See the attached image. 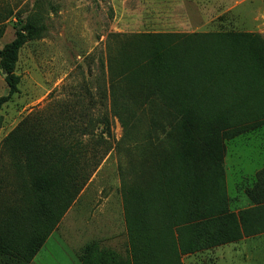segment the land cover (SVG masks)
Here are the masks:
<instances>
[{
  "label": "trees",
  "instance_id": "16d2710c",
  "mask_svg": "<svg viewBox=\"0 0 264 264\" xmlns=\"http://www.w3.org/2000/svg\"><path fill=\"white\" fill-rule=\"evenodd\" d=\"M42 31L27 18L0 50L8 87L0 108L17 92L19 50ZM110 39L107 80L97 93L102 131L90 151L74 137L83 110L63 132L52 117L30 114L3 141L18 204L0 205L3 264H29L80 196L110 151L109 115L122 129L114 149L124 157L119 177L129 259L91 242L79 264H180L181 256L264 232L245 231L241 215L229 212L224 169L225 142L264 120V41L248 33ZM89 126L90 119L81 135L91 134ZM257 177L264 182V170Z\"/></svg>",
  "mask_w": 264,
  "mask_h": 264
},
{
  "label": "rangeland",
  "instance_id": "374dc122",
  "mask_svg": "<svg viewBox=\"0 0 264 264\" xmlns=\"http://www.w3.org/2000/svg\"><path fill=\"white\" fill-rule=\"evenodd\" d=\"M27 18L37 20L43 31L19 50L14 67L17 92L0 108V181L6 186L0 190V205L12 209L18 204L11 197L3 141L24 118L52 117L57 126L64 124L63 132L74 126L65 122L71 116L78 122L83 110L85 120L78 122L74 137L89 151L99 139L102 128L95 120L104 107L97 93L107 80V49L114 42L110 35L248 33L264 41V0H0V50L14 40L15 26ZM7 93L0 73V97ZM89 119L91 134L83 136ZM109 121V153L32 264H79L81 249L91 242L129 259L119 177L124 157L114 149L122 129L110 115ZM234 144H227L228 176H236ZM180 264H264V236L181 256Z\"/></svg>",
  "mask_w": 264,
  "mask_h": 264
},
{
  "label": "crops",
  "instance_id": "0c3cea01",
  "mask_svg": "<svg viewBox=\"0 0 264 264\" xmlns=\"http://www.w3.org/2000/svg\"><path fill=\"white\" fill-rule=\"evenodd\" d=\"M235 141L236 144L233 147L236 149V176L233 174L228 176L227 144L231 145ZM230 157H233V154H230ZM224 169L229 212L241 215V223L245 231H260L264 228V204L262 203L264 182L258 183L257 176L264 170V120L233 140L225 142ZM260 236H264V232L243 237L241 240ZM33 259L29 264H32ZM0 264H3L1 258Z\"/></svg>",
  "mask_w": 264,
  "mask_h": 264
}]
</instances>
